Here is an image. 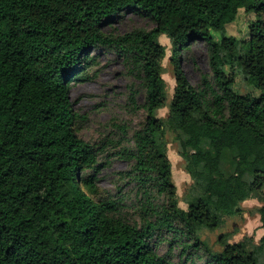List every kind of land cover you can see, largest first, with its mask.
<instances>
[{"label":"trees","instance_id":"obj_1","mask_svg":"<svg viewBox=\"0 0 264 264\" xmlns=\"http://www.w3.org/2000/svg\"><path fill=\"white\" fill-rule=\"evenodd\" d=\"M241 9L255 15L245 40L227 36ZM129 12L155 28L104 32ZM162 35L176 80L166 120L156 116L168 102ZM196 41L210 56L213 83L203 90L182 65ZM103 49L132 62L146 91V118L119 152L141 224L127 216L125 197L99 196L105 144L85 141L77 127L72 82L90 78ZM238 76L259 95L236 92ZM167 125L193 181L187 209L172 177ZM252 199L263 204L264 229V0H0V264H174L158 251L166 235L188 260L203 251L206 264H264V236L212 251L199 235Z\"/></svg>","mask_w":264,"mask_h":264},{"label":"rangeland","instance_id":"obj_2","mask_svg":"<svg viewBox=\"0 0 264 264\" xmlns=\"http://www.w3.org/2000/svg\"><path fill=\"white\" fill-rule=\"evenodd\" d=\"M255 19V15L241 9L234 23L227 26V36L239 40L248 39L250 36L248 25ZM155 28V23L148 16H139L129 12L116 19L114 23L104 27V32L114 37L123 36L135 29L150 31ZM217 41L221 35L214 34ZM165 46L167 56L163 61V77L167 85V107L158 110L156 116L166 120L169 116V105L174 97L176 80L174 66L171 63L173 55L170 39L166 35L159 38ZM96 54V53H95ZM97 64L90 69V78L81 82H72L71 99L74 111L78 114L77 127L79 136L91 144L101 146L105 144V151L100 156V163L108 164L102 169L98 188L99 196L111 195L115 198L125 197L127 216L141 224L139 215L131 208L138 201L137 187L134 181L126 174L131 167L119 152L130 140L136 130L140 128L146 118L144 110L140 107L144 103L146 91L134 69L132 62L125 56L119 55L115 50L103 49L97 53ZM185 73L194 87L199 90L213 83L210 65V56L207 46L196 41L183 55L182 63ZM229 72V68L227 69ZM235 90L241 94L259 95V91L249 86L241 76L235 83ZM133 98L137 100L135 104ZM166 141L168 145L167 156L172 166V177L177 187L179 205L187 209L185 202L186 192L192 185L191 176L186 171V162L179 154V143L170 127H166ZM232 155L227 152L223 157V170L230 173L234 169ZM243 203V211L239 214L227 216L225 222L217 230L202 229L200 238L212 251L224 249V242L234 244L246 237L256 243L264 236L259 208L263 205L258 200ZM170 237V238H169ZM166 240H161L158 251L161 255H169L174 264H206L204 252L193 259H187L182 254V247L170 246L171 235H166Z\"/></svg>","mask_w":264,"mask_h":264},{"label":"crops","instance_id":"obj_3","mask_svg":"<svg viewBox=\"0 0 264 264\" xmlns=\"http://www.w3.org/2000/svg\"><path fill=\"white\" fill-rule=\"evenodd\" d=\"M250 201H254V200L252 199V200H250Z\"/></svg>","mask_w":264,"mask_h":264}]
</instances>
